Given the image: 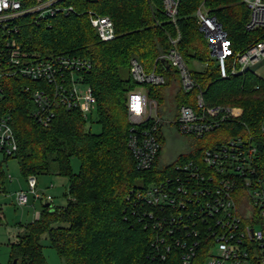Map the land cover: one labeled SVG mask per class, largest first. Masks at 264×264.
<instances>
[{
	"label": "trees",
	"instance_id": "1",
	"mask_svg": "<svg viewBox=\"0 0 264 264\" xmlns=\"http://www.w3.org/2000/svg\"><path fill=\"white\" fill-rule=\"evenodd\" d=\"M49 1L53 12L42 14L38 10L22 15L15 20L17 31L12 35L23 51L40 58H89L93 66L85 79L94 89L97 106L91 122L79 110L57 104L50 124L40 123L33 116L32 92L43 82L5 73L13 69L3 49L11 34L0 31V107L11 117L18 141L13 157L19 162L21 174L25 178L43 174L69 177L67 204L43 206L39 218L28 223L10 242L8 264H13L14 259L16 264H49L44 254V236L63 264H184V248L178 241L203 239L207 228L201 227L197 237H188L182 223L165 222L177 216L179 209L161 210L140 200L138 194L154 183L176 177L180 174L178 165L192 159L201 161L207 149L217 148L233 136L253 138L262 154L258 170L264 172V77L251 68L232 73L231 60L228 76L223 77L200 30L196 12L204 4L221 23L236 52L258 41L262 31L246 27L250 10L241 0H180L176 22L167 15L163 0ZM37 3L23 0L25 7ZM92 15L113 20L114 39L100 38L91 23ZM179 35L178 49L186 63L205 64L201 70L190 68L197 86L188 92L182 88L177 71L159 58ZM134 57L146 71L164 74L165 84H138L130 73ZM124 70L128 71L126 77L122 75ZM139 89L157 100L158 113L166 119L176 118L181 105L196 108L199 92L207 106H241L243 114L223 121L201 137L180 134L175 125L163 124L162 147L154 164L138 169L127 137L131 126L128 97ZM94 122L100 123L98 133L92 131ZM174 134L180 138L182 150L175 158H167L165 146ZM73 157L80 160L78 172L72 168ZM9 158L0 162V185ZM158 222H163L162 227H156ZM166 245H171V250L162 258ZM208 247L207 241H202L191 264H204Z\"/></svg>",
	"mask_w": 264,
	"mask_h": 264
},
{
	"label": "built area",
	"instance_id": "2",
	"mask_svg": "<svg viewBox=\"0 0 264 264\" xmlns=\"http://www.w3.org/2000/svg\"><path fill=\"white\" fill-rule=\"evenodd\" d=\"M37 1V5L25 7L23 0H0V31L11 34L3 43V49L13 69L5 73H18L43 82L44 86L42 84L32 92L35 105L33 116L43 125L47 126L53 120L57 104L79 110L83 118L91 122L97 97L85 76L92 69V61L78 55L40 58L23 51L12 35L17 31L15 20L22 15L38 10L42 14L53 12L49 0ZM179 1L163 0L166 13L174 22ZM241 1L250 10L246 27L262 31V37L242 52L234 50L227 32L204 4L196 12L200 30L209 43L212 57L221 66L223 77L228 76L229 60L230 71L238 73L264 58V0ZM90 20L103 41L114 39L115 26L109 16L92 15ZM179 37L172 39L171 49L159 58L177 71L182 88L188 92L197 86V82L178 49ZM130 73L141 85H163L167 81L162 73L146 71L136 57L130 61ZM158 109L157 100L149 98L145 90L129 94L131 126L127 145L138 169H148L154 164L162 147L160 128L163 124L175 125L180 134L201 137L219 127L223 121L243 114L241 108L233 106H207L202 92L197 94V107L181 105L176 118H162ZM262 130L264 132V122ZM17 150L18 141L11 117L0 107V154L5 160L13 157ZM261 157L253 138L233 136L217 148L207 149L201 161L192 159L178 165L180 174L176 177L154 183L138 194L140 200L161 210L179 209L177 216L165 222L169 225L182 223L181 228L188 230V237H197L201 227L207 228L205 240L178 241V245L184 248V264H191L202 241H207L209 245L204 264H264V172L258 170ZM26 181V188L15 193L18 206L29 205L31 197L34 201L45 202V205L53 201L51 195L38 189L37 176L29 175ZM2 211L0 201V216ZM39 216L40 212H37L36 219ZM162 224L158 222L156 227H162ZM169 230L172 232L174 229ZM170 250L171 245H166L162 258H166Z\"/></svg>",
	"mask_w": 264,
	"mask_h": 264
},
{
	"label": "rangeland",
	"instance_id": "3",
	"mask_svg": "<svg viewBox=\"0 0 264 264\" xmlns=\"http://www.w3.org/2000/svg\"><path fill=\"white\" fill-rule=\"evenodd\" d=\"M197 15V14H196ZM205 66L204 63L194 61L189 64L190 68L201 70ZM258 75L264 77V58L251 67ZM124 77L128 76V71L122 72ZM171 92V90H169ZM241 108V106H233ZM159 108V105H158ZM159 110V109H158ZM90 125V124H89ZM92 131L98 133L101 130L99 122H94ZM180 138L174 134L168 137L165 146L167 158H175L176 154L182 150ZM172 154V155H171ZM0 154V162L4 161ZM72 168L75 172L80 169V160L77 157L72 158ZM5 179L0 187V201L3 204V211L0 218V264H8L10 260V242L16 239V236L23 232L25 226L36 219V213L43 210L45 202L34 201L31 197L27 206H18L15 200L16 191L26 188V178L21 174L19 162L15 157L5 161ZM38 178V189L44 194L51 195L53 207L65 206L68 198L65 195L68 191L69 177L58 174H43ZM4 186V187H3ZM44 254L49 264H63L62 259L56 250L51 246L47 236L43 237ZM216 252V251H215Z\"/></svg>",
	"mask_w": 264,
	"mask_h": 264
},
{
	"label": "water",
	"instance_id": "4",
	"mask_svg": "<svg viewBox=\"0 0 264 264\" xmlns=\"http://www.w3.org/2000/svg\"><path fill=\"white\" fill-rule=\"evenodd\" d=\"M46 206H47V207H51V206H52V204H51V203H47V204H46ZM16 263H17V260H16V259H14V261H13V264H16Z\"/></svg>",
	"mask_w": 264,
	"mask_h": 264
}]
</instances>
